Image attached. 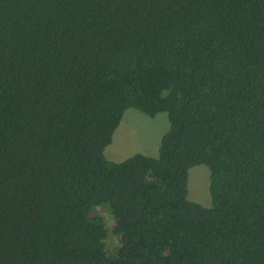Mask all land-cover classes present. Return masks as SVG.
I'll return each mask as SVG.
<instances>
[{
    "label": "trees",
    "instance_id": "16d2710c",
    "mask_svg": "<svg viewBox=\"0 0 264 264\" xmlns=\"http://www.w3.org/2000/svg\"><path fill=\"white\" fill-rule=\"evenodd\" d=\"M0 264H264V0H0Z\"/></svg>",
    "mask_w": 264,
    "mask_h": 264
},
{
    "label": "rangeland",
    "instance_id": "374dc122",
    "mask_svg": "<svg viewBox=\"0 0 264 264\" xmlns=\"http://www.w3.org/2000/svg\"><path fill=\"white\" fill-rule=\"evenodd\" d=\"M169 129V121L165 112L149 116L136 109L124 111L111 142L104 148V156L112 161H121L135 153L157 156L161 136ZM187 198L205 207L211 206L209 193V169L205 165L189 168L187 177ZM106 227L110 248L118 244V237L111 234L114 225L113 217L105 210L99 211Z\"/></svg>",
    "mask_w": 264,
    "mask_h": 264
}]
</instances>
